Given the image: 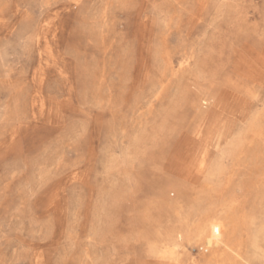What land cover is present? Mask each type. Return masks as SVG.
I'll return each instance as SVG.
<instances>
[{"label": "rangeland", "instance_id": "374dc122", "mask_svg": "<svg viewBox=\"0 0 264 264\" xmlns=\"http://www.w3.org/2000/svg\"><path fill=\"white\" fill-rule=\"evenodd\" d=\"M0 264H264V0H0Z\"/></svg>", "mask_w": 264, "mask_h": 264}, {"label": "bare ground", "instance_id": "6f19581e", "mask_svg": "<svg viewBox=\"0 0 264 264\" xmlns=\"http://www.w3.org/2000/svg\"><path fill=\"white\" fill-rule=\"evenodd\" d=\"M205 234H206V233H205V231H202V232H201V234H200V237H202V238H203V240H202V241H204V237L206 236ZM204 242H205V241H204ZM208 244H209V243H208Z\"/></svg>", "mask_w": 264, "mask_h": 264}]
</instances>
